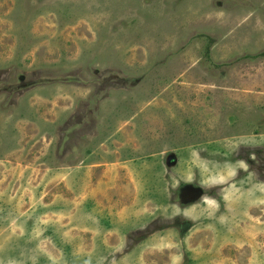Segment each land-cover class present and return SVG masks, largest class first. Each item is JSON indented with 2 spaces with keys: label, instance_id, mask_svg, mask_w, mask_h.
I'll list each match as a JSON object with an SVG mask.
<instances>
[{
  "label": "rangeland",
  "instance_id": "rangeland-1",
  "mask_svg": "<svg viewBox=\"0 0 264 264\" xmlns=\"http://www.w3.org/2000/svg\"><path fill=\"white\" fill-rule=\"evenodd\" d=\"M263 52L264 0H0V264H264Z\"/></svg>",
  "mask_w": 264,
  "mask_h": 264
},
{
  "label": "trees",
  "instance_id": "trees-1",
  "mask_svg": "<svg viewBox=\"0 0 264 264\" xmlns=\"http://www.w3.org/2000/svg\"><path fill=\"white\" fill-rule=\"evenodd\" d=\"M208 47H209V46H207V48H206V55H208V51H209V48H208ZM261 55H264V52L261 53L260 56H261Z\"/></svg>",
  "mask_w": 264,
  "mask_h": 264
}]
</instances>
